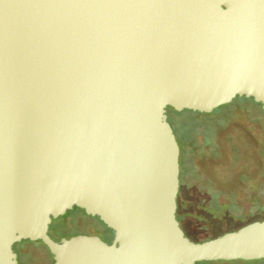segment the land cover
<instances>
[{
	"label": "water",
	"instance_id": "95a60500",
	"mask_svg": "<svg viewBox=\"0 0 264 264\" xmlns=\"http://www.w3.org/2000/svg\"><path fill=\"white\" fill-rule=\"evenodd\" d=\"M264 110V0H0V264L264 260V218L203 242L182 229L167 110ZM75 208L113 233L54 240Z\"/></svg>",
	"mask_w": 264,
	"mask_h": 264
},
{
	"label": "rangeland",
	"instance_id": "374dc122",
	"mask_svg": "<svg viewBox=\"0 0 264 264\" xmlns=\"http://www.w3.org/2000/svg\"><path fill=\"white\" fill-rule=\"evenodd\" d=\"M190 113L193 114L190 111L173 114L171 116L172 119L169 118L171 126L174 128L173 124L177 123H183L185 127L190 125L191 138H195L198 143L212 142L211 145L214 147L213 142H217L219 138L215 127L213 128L214 130H208L207 127L202 125V120H196L195 116L192 117ZM196 117L203 119L205 116ZM207 118H211V116ZM179 129L181 128L177 127L176 130ZM233 132L235 143H240L243 138L241 131L235 128ZM177 138L179 140V137ZM231 142L225 138L223 144L225 150L222 153L218 152L217 149L215 150L217 157L215 161L219 159L218 163L220 165L227 164L226 170L221 172V167L215 168L216 162H212L214 165L205 161L200 162L197 155L195 160L194 157L190 159L189 166L183 175L182 195L180 196L179 194V213L188 214L189 219L193 220L194 227L187 225L186 235L194 242L204 241L209 237H219L227 232L235 231L250 222L264 218L263 160L254 151H251L252 149H247L245 156L236 160L233 158ZM208 176H211L215 181V185H212V182L210 183ZM219 186L223 189H226L227 186H233L238 192L233 189L234 195L229 196L224 192H220L221 188ZM58 220H60V226L57 229L60 228V232L63 233L61 235L63 236L62 238L69 239L85 234L98 236L103 241H107L112 237L106 226L99 219L87 216L83 211H68L65 216ZM50 235L52 234L50 233ZM19 248L22 251L20 254L21 264L54 263L53 256L42 242L25 241L22 244H17V252ZM260 261L247 263L242 261H218L204 262L203 264H262Z\"/></svg>",
	"mask_w": 264,
	"mask_h": 264
},
{
	"label": "flooded vegetation",
	"instance_id": "af4514ba",
	"mask_svg": "<svg viewBox=\"0 0 264 264\" xmlns=\"http://www.w3.org/2000/svg\"><path fill=\"white\" fill-rule=\"evenodd\" d=\"M176 113L178 112L172 109L167 110L168 122H169V118L172 119L171 116ZM200 114L205 117L203 119H201L200 117H195V119L198 121L202 120L203 122L202 125L207 127L208 130H214L213 128L215 127V130L217 131L219 138L217 142L215 141L213 142L214 147H212L211 145L212 142L198 143V141L195 138L190 137V130H191L190 125L187 127V130L181 128L180 131V130H176L180 124L178 123L173 124L176 131L174 130L173 127L172 128L176 138L179 137V140L177 138V141L180 146V193H179L180 196L182 195V190H183V175L185 174L186 172L185 170L189 166V163L191 161L190 159L192 157H194L195 160L198 155L200 162L205 161L208 164H212V162H216L215 165L214 164L212 165H214L215 168L221 167V172L227 169L228 166L227 164L220 165L218 163L219 159L215 161V159L217 158L215 155V150L217 149L218 152L221 153L223 152V150H225V147L223 145L225 138L232 141L231 142L232 151H233L232 154H233V158H235L236 160L237 158L238 159L243 158L245 156V153H247L248 150L252 149L251 151H254L259 156V158L263 160L264 163V110L261 104L256 103L251 98L237 97L230 104L221 106L216 110H214L212 113L209 114L200 113ZM201 115H196V116H201ZM208 116H211V118H207ZM235 128H238V130H240L243 135V138L241 139L240 143H235L233 139L234 138L233 130ZM205 173L208 174L206 171ZM208 177L210 183L212 182L211 184L215 185V181L211 178V176ZM219 187L221 188L219 191L222 193L224 192L226 195L233 196L235 193L232 192V190L235 188L233 186L232 187L227 186L226 189H223L221 186ZM177 218L185 233L187 232V225L194 227V223L192 222L193 220L189 219L188 214L185 215L179 213L177 215ZM55 221L56 220H53L50 226V233L52 232V229L55 226ZM107 230L111 233L112 237L111 239L107 238L108 240L106 242L111 243L113 241L114 235L111 230H109L108 228ZM105 236L107 237L106 234ZM22 243H18V244H22ZM16 246L17 244L14 245L13 249L14 252L18 254V262L19 264H21L20 254L22 251L19 248V251L17 252Z\"/></svg>",
	"mask_w": 264,
	"mask_h": 264
},
{
	"label": "trees",
	"instance_id": "16d2710c",
	"mask_svg": "<svg viewBox=\"0 0 264 264\" xmlns=\"http://www.w3.org/2000/svg\"><path fill=\"white\" fill-rule=\"evenodd\" d=\"M190 112H192V111H190ZM195 113V114H194ZM191 115H192V117H196V115H201L199 112H193V114L192 113H190ZM178 124H180L178 127H180V128H184V130H187V127H185L184 125H183V123H178ZM187 126V125H186ZM179 130H181V129H179ZM75 210H78V211H82V210H79V209H77V208H75ZM74 210H72V212H73ZM61 220V219H60ZM60 220H56L55 221V226H54V228L52 229V232H51V236H52V238L54 239V240H56V241H59L63 236H61L63 233H61L60 232V230L59 229H57V226H60V223H59V221ZM59 236V237H58ZM210 239H213L212 237H209V238H207L206 240H210ZM206 240H204V241H206ZM199 242H203V241H199ZM260 262H262V264H264V260H262V261H260ZM204 263V262H203ZM203 263H199V264H203ZM241 263V262H240ZM247 263V262H246Z\"/></svg>",
	"mask_w": 264,
	"mask_h": 264
}]
</instances>
